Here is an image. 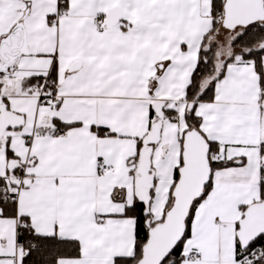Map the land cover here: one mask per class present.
I'll use <instances>...</instances> for the list:
<instances>
[{
  "label": "snow or ice",
  "instance_id": "obj_1",
  "mask_svg": "<svg viewBox=\"0 0 264 264\" xmlns=\"http://www.w3.org/2000/svg\"><path fill=\"white\" fill-rule=\"evenodd\" d=\"M0 264H264V0H0Z\"/></svg>",
  "mask_w": 264,
  "mask_h": 264
}]
</instances>
